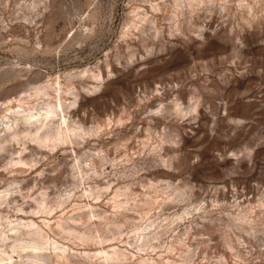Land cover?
I'll use <instances>...</instances> for the list:
<instances>
[{
	"label": "rangeland",
	"instance_id": "rangeland-1",
	"mask_svg": "<svg viewBox=\"0 0 264 264\" xmlns=\"http://www.w3.org/2000/svg\"><path fill=\"white\" fill-rule=\"evenodd\" d=\"M35 248L264 264V0H0V264Z\"/></svg>",
	"mask_w": 264,
	"mask_h": 264
},
{
	"label": "bare ground",
	"instance_id": "bare-ground-1",
	"mask_svg": "<svg viewBox=\"0 0 264 264\" xmlns=\"http://www.w3.org/2000/svg\"><path fill=\"white\" fill-rule=\"evenodd\" d=\"M56 116V114L55 113H53V112H49L48 114H47V116L45 117V121H47L48 119H50V118H54ZM34 117H32L31 119H33ZM36 122H38V121H36ZM45 126V123H41L40 122V128L39 129H42L43 127ZM16 137H14V139H15ZM36 139H37V137H35ZM40 250L38 249V248H35L34 250H33V255H34V263L35 264H40L41 262H42V257L40 256V254L38 253Z\"/></svg>",
	"mask_w": 264,
	"mask_h": 264
}]
</instances>
